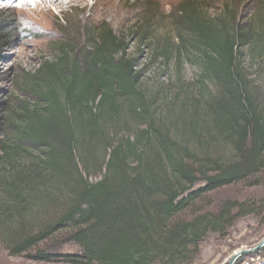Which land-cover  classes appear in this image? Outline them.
I'll use <instances>...</instances> for the list:
<instances>
[{"label":"trees","instance_id":"obj_1","mask_svg":"<svg viewBox=\"0 0 264 264\" xmlns=\"http://www.w3.org/2000/svg\"><path fill=\"white\" fill-rule=\"evenodd\" d=\"M237 8L224 1L211 16L207 2L185 0L171 16L179 41L188 42L183 34L192 38L191 62L198 71L196 86L174 95L180 122L171 127L188 131L185 143L163 120L156 124L139 87L151 60L162 56L167 62L171 55L165 47L152 51L144 64L137 62L159 21L149 14L157 11L144 8L147 16L124 29L105 20L57 19L63 30L50 57L40 56L32 71L21 70L14 99L1 104L0 227L8 236L17 225L14 236L4 239L12 254L29 252L67 230L59 241L76 245L79 254L37 249L33 259L186 264L207 232L224 233L250 211L239 206L234 214L237 204L231 202L216 213L176 219L206 193L264 167V105L239 64L246 48L257 56L254 42L264 36V27L262 21L251 27L244 18L239 23L244 15ZM6 23L0 11V48L9 38ZM132 38L138 41L131 52ZM209 141L232 150L230 157H211ZM191 142L201 150H191ZM103 167L101 179L89 182ZM198 182L202 189L192 190Z\"/></svg>","mask_w":264,"mask_h":264},{"label":"rangeland","instance_id":"obj_2","mask_svg":"<svg viewBox=\"0 0 264 264\" xmlns=\"http://www.w3.org/2000/svg\"><path fill=\"white\" fill-rule=\"evenodd\" d=\"M183 1L185 0H87L83 7L69 4L65 7L67 9L63 8L62 11L54 9L49 13L34 14L32 15L34 18L33 23H31L26 20L24 14H21L23 9L20 8V0H0V11L3 16L8 18L6 24H8L9 31L7 44L0 48V116L5 114L1 104L6 105L14 99L15 79L18 73L21 70L32 71L37 66L40 56L47 55L50 57L49 54L53 48L54 40L61 37L62 34L63 29L57 25L58 21L60 23V18L68 19L71 22L84 18L95 21L105 20L114 28L124 29L130 27L135 20H138V16H147L146 10H155L157 11L155 15L151 13L149 15L159 16L156 25L158 29L156 31L155 26L153 32H150V39L145 44L147 48L144 46V51L137 57V62L144 64L149 61L152 51L159 54L165 47L169 48L168 52L171 55L167 62L162 56H157L156 60H151L143 73L142 79L139 81V87L148 96L149 109L154 115L156 124L163 120L174 138L182 143L188 142V131L186 129L171 127L174 122H180V116L173 109V105L177 106L178 104V101L174 99V95L179 89L187 91L190 85L196 86L195 78L198 73L196 63L191 62L193 55L192 38L183 34L188 42L181 43L177 38L180 31L171 18V16H176L178 6ZM195 1L207 2V13L211 16H215L220 11L224 1H227L231 8H234V5L238 3L237 11L242 8L244 15L238 18L239 23L244 18L243 22L250 24L251 27L259 26L261 21L264 27V0ZM25 9L32 10L33 6L30 5ZM153 24H156V21ZM25 33L29 34L25 35ZM152 37L154 40L149 42ZM137 41L138 39L134 38L130 40L131 52L135 51ZM183 46L186 47V50ZM254 47L259 49L257 56H252L250 49L246 48L239 64L243 66L245 74L257 88V98L264 105V36L254 42ZM177 50L181 51L180 64L176 62L178 59ZM189 104H193V101L189 100ZM183 111L190 116L191 120L196 118L194 115L189 114L190 111ZM199 114H202V112ZM162 115L167 116L171 121L165 120ZM188 144L191 145V150H201L199 145L195 143ZM212 144L209 141L206 148L209 150L211 157H219L223 161L230 157L232 150L219 144ZM0 154H2L1 151ZM201 155L203 156L204 153L202 152ZM262 155H264V151ZM251 173L250 176L240 178L239 182L206 193L176 216V219L189 220L202 213H216L222 206L231 202L237 204L232 207L234 214L239 206L250 210L247 214L234 219L224 233L207 232L199 243L198 251L186 264H228L235 252L252 248L264 239V167H258ZM103 174L104 167L101 172H95L88 180L89 182L98 181ZM203 186L204 184L198 182L192 190L202 189ZM28 223H32V221L25 219V224ZM16 227V224L11 227V233L8 236L6 230L0 227V264H66L63 262H39L35 261L32 256L37 249L63 255L79 254L80 252L79 247L76 245L59 241L68 232L62 230L56 235V238L29 252L12 254L9 249L10 246L6 245L4 239L14 236ZM33 227V225L28 226V231ZM245 257L247 256L237 259L234 264H238V261L243 260ZM261 257H264L263 254Z\"/></svg>","mask_w":264,"mask_h":264},{"label":"bare ground","instance_id":"obj_3","mask_svg":"<svg viewBox=\"0 0 264 264\" xmlns=\"http://www.w3.org/2000/svg\"><path fill=\"white\" fill-rule=\"evenodd\" d=\"M86 1L87 0H20V8L23 9V13L21 12V14L25 15L24 17L26 18V20L33 23L32 21L34 20V18L32 15L34 14L49 13L50 11H54V9L62 11V9L69 4L81 5L83 7L85 6ZM30 5L33 6L32 10L25 9ZM42 8L45 10H43ZM35 17L39 18L40 16Z\"/></svg>","mask_w":264,"mask_h":264},{"label":"water","instance_id":"obj_4","mask_svg":"<svg viewBox=\"0 0 264 264\" xmlns=\"http://www.w3.org/2000/svg\"><path fill=\"white\" fill-rule=\"evenodd\" d=\"M263 246H264V239H262L256 246L252 248L244 249V250L242 249V250L235 252L231 256L228 264H234L235 261L241 257L257 253Z\"/></svg>","mask_w":264,"mask_h":264},{"label":"built area","instance_id":"obj_5","mask_svg":"<svg viewBox=\"0 0 264 264\" xmlns=\"http://www.w3.org/2000/svg\"><path fill=\"white\" fill-rule=\"evenodd\" d=\"M238 264H264V257L259 254H252L240 260Z\"/></svg>","mask_w":264,"mask_h":264},{"label":"crops","instance_id":"obj_6","mask_svg":"<svg viewBox=\"0 0 264 264\" xmlns=\"http://www.w3.org/2000/svg\"><path fill=\"white\" fill-rule=\"evenodd\" d=\"M259 252H261L264 256V246L257 253H259ZM257 253H255V254H257ZM261 253H260V255H262Z\"/></svg>","mask_w":264,"mask_h":264},{"label":"clouds","instance_id":"obj_7","mask_svg":"<svg viewBox=\"0 0 264 264\" xmlns=\"http://www.w3.org/2000/svg\"><path fill=\"white\" fill-rule=\"evenodd\" d=\"M107 22V21H106ZM252 255V254H251ZM248 256V255H247Z\"/></svg>","mask_w":264,"mask_h":264}]
</instances>
